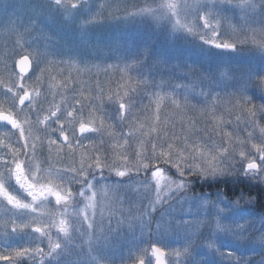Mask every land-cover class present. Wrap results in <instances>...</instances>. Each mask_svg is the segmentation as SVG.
I'll use <instances>...</instances> for the list:
<instances>
[{
	"label": "snow or ice",
	"instance_id": "6c2138e0",
	"mask_svg": "<svg viewBox=\"0 0 264 264\" xmlns=\"http://www.w3.org/2000/svg\"><path fill=\"white\" fill-rule=\"evenodd\" d=\"M67 2L75 8L78 0ZM226 3L239 11L241 19L202 12L183 22L177 18L174 26L216 48L246 45L264 51V0ZM161 9L175 17L177 2L165 0ZM118 10L101 4L86 22ZM257 14L260 19L252 21ZM32 23L10 32L11 43L0 51L4 70L0 75V122L8 126L0 130V166L27 199L10 191L2 178L0 198L12 209L36 214L24 221L9 217L2 225L6 234L30 229L47 243L0 248V264H43L45 256L51 257L61 248L60 236L72 231V216L82 218L91 228L96 218L116 217L121 223L139 215L120 193L113 191L109 196L107 187L94 185L96 176H150L155 182L156 203L172 188L185 187V177L232 174L238 166L264 182V163H260L264 162V75L232 85L228 81L233 77L224 69L220 77L225 85L216 90L206 83L212 81L210 75L187 69L189 80L177 84L183 89L177 92L167 79L138 75L147 52L128 62L101 64L25 49L24 34ZM34 62L40 65L36 71ZM101 65L104 78L91 71ZM81 66L86 69L83 73ZM73 69H77L75 75ZM248 89H254V95ZM169 169L178 175L169 176ZM73 203L83 207L70 216ZM213 219L216 229L232 228L219 216ZM255 240L264 247V230ZM151 254L155 264H169L165 259L169 252L164 249L153 245ZM130 264H145L144 258Z\"/></svg>",
	"mask_w": 264,
	"mask_h": 264
},
{
	"label": "rangeland",
	"instance_id": "374dc122",
	"mask_svg": "<svg viewBox=\"0 0 264 264\" xmlns=\"http://www.w3.org/2000/svg\"><path fill=\"white\" fill-rule=\"evenodd\" d=\"M164 2L78 0L77 6L72 8L67 0H60V3L57 0H0V51L6 43H11L8 41L10 32L33 22L31 30L24 34L25 49L58 59L101 64L128 62L147 52V59L137 69L138 75L167 79L168 86L177 92L183 89L176 85L189 80L187 69L195 70L196 75H210L212 81L206 83L216 90L225 85L220 77L224 69L232 75L233 79L228 81L232 85L264 75V51L246 45H237L236 49L216 48L197 35L174 26L175 19L183 22L202 12L241 19L239 11L228 6L226 0H168L177 2L175 17L161 9ZM101 4L119 10L113 15L105 13L103 18L86 22L100 10ZM145 8L150 11H141ZM259 19L257 14L252 21ZM195 22L201 26L198 19ZM18 53L19 49L15 54ZM39 67V63L34 62V71ZM79 70L81 73L86 71L83 66ZM91 71L99 72L104 78L103 65ZM72 72L75 75L77 69ZM0 75H4L2 56ZM80 78L88 79L84 75ZM254 93V89H248L249 95ZM255 98L259 99V95ZM59 99L57 96L56 101L59 102ZM7 127L0 124V130ZM0 171H3L0 178L9 190L27 199L2 166ZM168 174L171 177L178 175L175 169H169ZM183 179L185 187L172 188L156 203L155 182L150 176L136 173L124 177L115 173L96 176L94 185L107 187L109 196L114 195L113 191L120 193L139 215L121 223H117L116 217L96 218L91 228L82 218L72 216V231L66 237L60 236L61 248L53 256H45L43 264H100V261L104 264H130L140 257L144 258L145 264H154L155 258L151 254L153 245L169 252L166 256L169 264H264V247L255 240V236L264 230V208L255 204L257 197L253 194L259 189L264 193V182L251 173L240 171L239 166L232 174L193 175ZM164 183L161 181L162 187ZM196 184L214 185V188L205 186V189L198 190ZM220 184L228 185L230 194L216 188ZM245 184L250 188L247 189L249 194L242 190ZM81 203H73L68 209L70 216L83 207ZM35 215L29 210L12 209L0 198V248L46 244L43 237L30 229L19 232L9 230L7 234L3 231V222L9 217L24 221ZM215 216L232 225V228H214ZM177 251L181 253L179 257L174 255Z\"/></svg>",
	"mask_w": 264,
	"mask_h": 264
},
{
	"label": "trees",
	"instance_id": "16d2710c",
	"mask_svg": "<svg viewBox=\"0 0 264 264\" xmlns=\"http://www.w3.org/2000/svg\"><path fill=\"white\" fill-rule=\"evenodd\" d=\"M199 72V71H198ZM228 185H216V188L218 187V188H220V190H222V191H224L225 193L226 192H229V194H230V191H227V189H228V187H227ZM200 187V186H199ZM203 188H202V186H201V190H202ZM263 190V189H262ZM233 192H231V194H232ZM253 194H255L256 195V197H257V199H256V201H255V204L259 207V208H261V209H263L264 208V193L262 192H260V189L259 190H255V191H253Z\"/></svg>",
	"mask_w": 264,
	"mask_h": 264
},
{
	"label": "flooded vegetation",
	"instance_id": "af4514ba",
	"mask_svg": "<svg viewBox=\"0 0 264 264\" xmlns=\"http://www.w3.org/2000/svg\"><path fill=\"white\" fill-rule=\"evenodd\" d=\"M243 184H244V183H243ZM246 186H247V185L245 184V189L243 188L242 190H244L245 193H248L249 190H247V189H248L249 187H248V186L246 187Z\"/></svg>",
	"mask_w": 264,
	"mask_h": 264
},
{
	"label": "water",
	"instance_id": "95a60500",
	"mask_svg": "<svg viewBox=\"0 0 264 264\" xmlns=\"http://www.w3.org/2000/svg\"><path fill=\"white\" fill-rule=\"evenodd\" d=\"M0 123H3V122H0ZM166 258V257H165Z\"/></svg>",
	"mask_w": 264,
	"mask_h": 264
}]
</instances>
